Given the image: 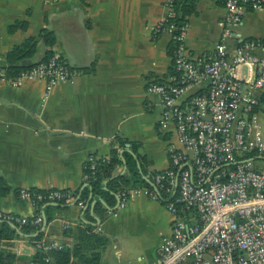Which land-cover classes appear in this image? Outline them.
<instances>
[{
  "label": "crops",
  "instance_id": "0c3cea01",
  "mask_svg": "<svg viewBox=\"0 0 264 264\" xmlns=\"http://www.w3.org/2000/svg\"><path fill=\"white\" fill-rule=\"evenodd\" d=\"M167 0H0V69L8 64L15 46L36 38V52L25 62L44 58L48 51L76 71L74 82L48 89L45 79L20 86L0 78V212L34 217L37 207L23 199L21 188L61 189L78 193L90 157L108 160L116 150L122 163L105 177L99 191L87 199L79 195L41 215L47 224L33 234L4 240L1 248L20 263L34 258L28 238L42 234L46 243L70 249L66 264H82V253L99 251V264H135L158 257L164 236L171 235L173 215L168 194L158 189L154 173L171 166V155L181 148L175 125L163 123V102L149 90L150 83H171L173 42L169 33L155 36L154 29L168 21ZM226 13L223 1L197 0L187 16L186 44L194 63L211 55L222 34ZM51 32L55 43L45 42ZM236 40H264V8H248L235 31ZM246 67L244 74H246ZM207 89L201 83L180 99H190ZM264 124V100L259 106ZM129 153L132 157L126 159ZM136 168L148 188L160 193L135 195L118 205V191L110 181ZM126 189V190H127ZM49 206L45 204L43 207ZM49 216H52L49 219ZM0 222V227H1ZM93 235L89 239L88 234ZM98 239H104L101 244ZM100 244V246H98ZM53 264L60 259L51 252Z\"/></svg>",
  "mask_w": 264,
  "mask_h": 264
},
{
  "label": "built area",
  "instance_id": "2783aa9c",
  "mask_svg": "<svg viewBox=\"0 0 264 264\" xmlns=\"http://www.w3.org/2000/svg\"><path fill=\"white\" fill-rule=\"evenodd\" d=\"M174 2L167 0L168 20L174 14ZM223 3L226 13L221 38L213 53L199 64L193 62L186 44L188 22L166 21L154 29L155 36L171 35L174 67L181 75L178 83L153 82L149 90L161 95L163 123L175 125L181 148L172 152L171 166L154 175L158 189L169 197L172 233L162 238L155 260L135 264H264V126L258 111L264 100V40L235 38L247 9H263L264 0ZM76 74L54 55L14 77L1 79L13 86L45 79L51 89L74 82ZM204 82L207 89L184 107L181 97ZM96 160L90 157L85 170L95 174ZM90 177L85 171L84 181ZM144 192L153 199L160 195L148 188L125 189L119 193L120 205ZM19 194L34 205L65 203L76 196L71 190L26 187ZM28 221V217L0 212V222L21 225ZM42 221L38 214L32 223L40 225ZM36 247L46 253L39 264H53L51 252L64 246L41 240Z\"/></svg>",
  "mask_w": 264,
  "mask_h": 264
},
{
  "label": "trees",
  "instance_id": "16d2710c",
  "mask_svg": "<svg viewBox=\"0 0 264 264\" xmlns=\"http://www.w3.org/2000/svg\"><path fill=\"white\" fill-rule=\"evenodd\" d=\"M196 1L197 0H175L174 14L173 16L169 18L167 23H176V24L182 25L188 22L187 16L193 12ZM219 1L224 2V0H219ZM43 38L45 42L50 45H53L56 40L55 35L51 32H45L43 35ZM36 44H37L36 38H30L24 43H22L21 45L15 46L13 50L8 54L7 66L4 67L3 69H0V78H2L3 76L5 77L13 76L14 77L18 75L21 71L31 68L32 66L40 62L47 61L55 55L53 51H48L46 56L40 60H37L35 62H25L26 59L32 58L34 56L36 52ZM174 49H175V43L173 42V56H174ZM171 73L176 78L173 82L178 83V77L181 75L180 72L175 67H173V70ZM252 155L255 156V154H252ZM124 156H126V159H130L129 161L131 162L132 157L129 153H127V151ZM96 162H97V171L95 174H92L90 170L88 171V169L85 170L91 174V177L88 181L89 184L85 186L83 190L78 191V193L75 192L77 195H79V199H84V200L87 199V196L90 193L91 189L93 191H99L102 188V182L105 179V177L111 176L113 170H115L118 164L122 163V160L119 157L118 152L114 150L112 152V156L110 159L108 160L97 159ZM160 172L162 171H157L154 173V175ZM142 185L148 186V183L146 182V180H144L142 175L139 174L136 168H132V173L128 175L127 174L120 175V176L113 178L110 181V187L113 190L118 191V192L123 191L127 188L138 187ZM45 204L47 203H37L36 204V207H37L36 215L38 214L41 215L42 208L43 209L45 208L47 214L49 210L54 208L52 207V205L43 207ZM61 204H64V202H61ZM35 216L31 218L28 217L29 221L25 224H21V225L16 224V225L19 226L21 231L24 232L25 234L37 233L40 231L42 224L36 225L32 223ZM51 218L52 216H49V219ZM42 234L43 233H38L37 235L28 238V240L34 243V246L36 249V253H35L36 255L34 256L33 259L28 260L27 262L21 260L22 263H20L19 260L17 261L15 259V257L11 256L10 254H6V251L4 248L3 249L1 248V244L4 240H11V239H14L15 237H20V235L17 233L16 229H14L8 222L1 223L0 262L2 264H12L15 262H17L18 264H29V263L39 264L41 263L46 257V253L39 250L36 247V243L42 240ZM85 237H88L89 239H91L93 238V235L91 233V234L86 235ZM98 241H101V244H103L105 240L98 239ZM83 246L90 247L88 246L87 243L86 244L84 243ZM98 246H100V244H98ZM84 247H80V249H78V254H80L81 256L82 264H99V259H100L99 251L90 250L89 253H82ZM54 253L56 255V258L60 259V264H66L70 261L71 253H70L69 248L63 247L62 249L55 250Z\"/></svg>",
  "mask_w": 264,
  "mask_h": 264
},
{
  "label": "water",
  "instance_id": "95a60500",
  "mask_svg": "<svg viewBox=\"0 0 264 264\" xmlns=\"http://www.w3.org/2000/svg\"><path fill=\"white\" fill-rule=\"evenodd\" d=\"M238 44V43H237ZM147 180V182L150 184V185H152V186H154L155 187V184H154V182L152 181V180H150L149 178H147L146 179ZM116 196H117V200H118V205H120V200H121V198H120V195H118V194H116ZM47 205H52V206H59L60 204L59 203H55V202H49V203H47ZM44 225H46L47 224V220H46V217L44 216ZM14 229H16L19 233H21V234H23L21 231H20V229L18 228V226L16 225V224H14V223H9Z\"/></svg>",
  "mask_w": 264,
  "mask_h": 264
},
{
  "label": "rangeland",
  "instance_id": "374dc122",
  "mask_svg": "<svg viewBox=\"0 0 264 264\" xmlns=\"http://www.w3.org/2000/svg\"><path fill=\"white\" fill-rule=\"evenodd\" d=\"M261 120V119H260ZM262 122V121H261ZM263 124V123H262ZM263 126H264V124H263ZM262 163L261 162H256V165L257 166H260Z\"/></svg>",
  "mask_w": 264,
  "mask_h": 264
}]
</instances>
